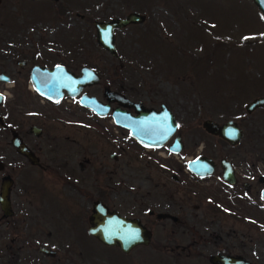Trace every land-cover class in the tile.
Returning a JSON list of instances; mask_svg holds the SVG:
<instances>
[{"label": "rangeland", "instance_id": "1", "mask_svg": "<svg viewBox=\"0 0 264 264\" xmlns=\"http://www.w3.org/2000/svg\"><path fill=\"white\" fill-rule=\"evenodd\" d=\"M62 4L68 9L63 14L56 12ZM132 10L144 18L113 30L118 54L113 56L96 42L92 21ZM8 56L28 64L63 62L75 70L82 64L94 66L100 78L85 90L102 101L107 82L147 106L165 103L177 122L182 147L176 154L159 156L137 146L109 113L98 116L76 98L52 105L36 97L43 124L36 135L41 158L50 160L46 151L55 140L69 149L62 162L77 169L81 165V172L68 178L55 175L50 183L63 197L85 207L100 198L128 215H139V204L146 202L147 207L155 202V210L170 205L178 222L154 220L149 243L126 254L79 231L69 237L80 252L58 250L53 244L56 255L37 257L36 244L61 245V236L54 231L46 235L49 221L43 220L41 235L23 242V221L15 228L12 221H19L20 214L39 215L44 203L42 207L38 200L25 209V202L14 201L16 215L0 220V264H211L208 255L215 252L264 264V200L259 195L264 186V104L244 110L249 99L264 94V17L252 0H0V64ZM204 118H232L244 135L230 146L202 128ZM197 153L232 160L239 178L250 182L248 189L224 187L217 180L218 167L206 179L192 178L185 162ZM14 188V196L37 195L16 184ZM52 209L56 211L54 204ZM27 244L29 252L14 249Z\"/></svg>", "mask_w": 264, "mask_h": 264}, {"label": "flooded vegetation", "instance_id": "2", "mask_svg": "<svg viewBox=\"0 0 264 264\" xmlns=\"http://www.w3.org/2000/svg\"><path fill=\"white\" fill-rule=\"evenodd\" d=\"M29 2H32L34 0H26ZM57 2L58 0H52ZM59 9V10H58ZM56 9V12L63 14L65 12V7L64 5H60ZM76 14H79L76 12ZM81 16V14H79ZM59 34L61 30L58 32ZM110 53V52H109ZM111 54V53H110ZM113 56H118L117 52L115 54H112ZM72 56V55H71ZM8 60L7 63H1L0 64V120L2 123H0V181L2 177H8L10 180V185H9V190H8V204L9 207H1L0 205V220L5 221L6 219H11L16 215L15 208L17 203L24 204V207H26L30 204L33 205L35 204L38 200L41 202V206L44 207L41 209L40 214L38 215L37 213H29L25 214V216H22L20 214L19 221H12V224L14 225V228L18 225H20V222L23 221V227L25 230H23V235H24V241L23 242H28L30 243L33 239L36 240V234L41 235V229H38L39 224L43 220H48L49 224L46 226V235L50 236L52 231L55 232V235L63 237V241H61V237L57 240L58 242H63V244H57L55 242L53 243H47L45 241H40L39 244H36V249H35V255L38 257L39 254L41 255H47L50 257H53L56 255V249H67L70 251H78V245L73 244L71 242V239L69 237L70 234H77L79 231H83L84 233H87L88 235L94 237L96 240H98L95 236L90 234L87 231L88 227V216L91 212L92 208V203L95 200H100L105 204V206L109 210H116L119 214L127 216V217H137L139 221L147 228L150 230L151 236L153 231L156 229V226H154V220H165L168 219L172 223H177L178 222V217L177 215L173 214L170 212L169 207L170 205H165L164 207H161L160 210H155L154 208L158 207H153L152 205L156 206L155 202H151V206L147 207L146 203L144 204H139V215H128V214H123L120 213L117 209L114 208H109L107 204L100 198H94L91 199L88 206H82L81 202L76 201L75 199H68L67 197H63L62 194L55 189L53 186L50 185L51 182H53L55 175H60L62 177L68 178L70 176H74L76 172H81V165H78L79 168L73 167V164L70 162H62L61 159L63 157L69 156V149H64L62 144L57 145L55 140H52V144L48 143V149L46 152L50 154V160H45L41 158L40 155V146L37 145V139L36 135L39 134L42 130V123L38 121V110H37V104H36V97L40 96L36 89L34 88L33 81L30 77V69L32 65L38 64V63H27V59L23 58H10L8 56L6 58ZM13 60L16 65H13ZM54 64H62L65 68L70 69L74 73H77L79 71V68L82 65H80L76 70L72 69L71 67H68L66 63L63 62H56L52 63L50 65L46 64H39V65H45V66H53ZM93 70H95L98 74V79L100 78V72L97 68H94V66H90ZM84 86L81 91H85ZM104 87H108L112 90H116L120 94L128 97L123 91L119 90L121 89L120 86H114L110 87V85L105 82ZM102 88V90H103ZM13 92V94H12ZM91 94V93H89ZM10 95V97H8ZM78 95L76 94L74 96H70L66 94L65 91L61 94L60 98L56 101L49 100L47 98H44L43 96H40L44 99V101L47 104H52L56 105L60 103L63 99H73L76 98V102L78 104ZM96 96V95H95ZM97 97V96H96ZM98 98V97H97ZM129 98V97H128ZM130 99V98H129ZM43 101V102H44ZM161 103V102H160ZM159 103V104H160ZM79 105V104H78ZM119 105L116 102H109V109L110 112L117 106ZM145 105V104H144ZM81 106V105H80ZM147 106V105H145ZM84 107V106H82ZM148 107H153L157 109L159 105L156 106H148ZM168 107V106H167ZM86 108V107H84ZM169 108V107H168ZM256 108V107H255ZM254 108V109H255ZM130 113H133L132 107H127L126 108ZM170 109V108H169ZM253 110V109H252ZM251 110V111H252ZM172 112V111H171ZM247 112V111H246ZM250 112V111H249ZM22 114L28 115V117L31 118L30 121H24L22 120ZM174 116V115H173ZM42 119H46L47 117L44 115H40ZM176 121V120H175ZM113 123V121H112ZM115 126L121 127L115 123H113ZM238 124V123H237ZM239 125V124H238ZM123 128V127H121ZM242 136L244 135V131L242 127L240 126ZM126 131V135L139 147L146 151H156L157 154L160 156L162 154H165L169 151V145L172 141L173 136L179 135L176 130H177V122L175 126L174 133L171 135V137L165 141L163 144L160 146L156 147H145L141 144H139L137 141H135L129 134L128 130L123 128ZM54 134V133H53ZM55 135V134H54ZM15 136L20 139V141L25 145V147L28 149V152L32 155V160L25 155L24 153H21L20 151L17 150L16 146L12 144L11 138ZM180 137V135H179ZM239 139V141H240ZM238 141V142H239ZM237 142V143H238ZM230 146H234L229 144ZM61 147V148H60ZM178 152V151H177ZM172 153V152H170ZM173 154V153H172ZM176 154V153H175ZM44 153H42V156ZM113 156V155H112ZM195 156H205L208 157L212 160L213 167L212 170L203 175H198L190 171L185 162V167L187 170V173L192 178L195 179H206L210 177L211 175L214 174V170H216V167L219 168L220 174L218 176V181L220 180L224 187L226 188H235L236 185H240L243 189H248V186L250 185L249 181H246L245 179H240L239 178V172L236 170L235 164L233 163L232 160L229 158H225L224 156H220L218 160H214L212 157L202 154V153H197ZM193 156V157H195ZM192 157V158H193ZM222 158L229 163L231 167L230 171V177L226 179L225 177L222 176V168H221V160ZM190 159V158H189ZM188 159H186L187 161ZM71 161V160H70ZM61 162V163H60ZM12 164V165H10ZM15 169L17 175L16 176H11L9 173ZM46 170L45 174L44 171ZM13 172V171H12ZM72 178V177H71ZM73 179V178H72ZM258 181H261V175L258 176ZM17 185V189L24 187L30 189L31 194L37 193L35 195V198L33 199H27L25 196H14L12 195L13 189L15 191L14 185ZM263 187V186H262ZM261 187V188H262ZM260 188V189H261ZM260 189H259V195H260ZM43 191H45V195L47 197L43 196ZM238 192V191H237ZM261 197V195H260ZM262 198V197H261ZM24 200V201H23ZM264 200V199H263ZM14 201H16V205H14ZM55 205L56 211H53L52 205ZM137 210V209H136ZM9 211V213H6ZM143 211V212H142ZM143 216V217H142ZM3 227H4V222ZM0 223V224H1ZM42 224V223H41ZM155 228V229H154ZM64 229V231H62ZM62 232V233H61ZM165 234L166 232L163 231ZM151 236L149 241L151 240ZM99 241V240H98ZM148 241V243H149ZM100 242V241H99ZM102 243V242H100ZM55 244V248L53 249L50 245ZM104 244V243H102ZM106 245V244H105ZM142 245L146 246V244H137L133 247H131L128 251L133 249L134 247ZM23 247H26L24 250L26 252L28 251L29 245H16L14 249H18V251H21ZM115 248L119 249L117 246H114ZM9 248L11 249L12 246L9 245ZM43 248V249H41ZM13 251V250H12ZM17 251V252H18ZM122 253H127L128 251L124 252L119 249ZM33 253V252H31ZM224 253V252H222ZM232 254V253H231ZM250 261V260H249ZM37 264H39L37 262ZM49 264V263H48Z\"/></svg>", "mask_w": 264, "mask_h": 264}, {"label": "water", "instance_id": "3", "mask_svg": "<svg viewBox=\"0 0 264 264\" xmlns=\"http://www.w3.org/2000/svg\"><path fill=\"white\" fill-rule=\"evenodd\" d=\"M264 17V0H252ZM144 14L137 11H129L123 16H113L109 19L93 20L96 42L111 54H115L113 30L131 22H140ZM30 77L34 88L40 96L52 101L60 98L63 91L70 96L78 95V104L87 107L96 115L110 114L112 121L127 129L130 136L145 147H156L167 141L174 133L176 121L171 110L163 102L157 109L148 107L140 100H131L116 90L104 87L102 95L104 101L94 94H89L81 89L98 80V74L88 65H82L77 73L65 68L62 64L45 66L34 64L30 69ZM109 102L117 105L111 112ZM264 104V94L256 95L244 104V110L249 112L255 107ZM132 107L133 113L126 108ZM0 123L1 120H0ZM202 128L214 135L219 136L228 144H236L242 134L240 126L232 118H226L217 122L211 118L201 121ZM11 142L17 150L24 153L32 160V155L20 141L13 136ZM182 147L179 135H175L169 145V151L177 153ZM212 160L205 156H195L186 161L187 168L195 174L203 175L212 170ZM222 176L230 177L231 167L226 160H221ZM10 180L2 177L0 181V205L9 207L7 196ZM260 195L264 199V186L260 189ZM6 213H9L7 211ZM87 231L106 245L117 246L126 252L137 244H147L151 233L137 217H127L119 214L116 210H109L103 202L95 200L92 203L91 212L88 216ZM43 249V248H41ZM211 264H252L241 254L215 252L208 255Z\"/></svg>", "mask_w": 264, "mask_h": 264}]
</instances>
